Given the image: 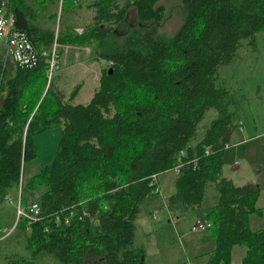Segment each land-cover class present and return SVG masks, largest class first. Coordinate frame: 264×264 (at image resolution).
<instances>
[{
    "label": "trees",
    "instance_id": "obj_1",
    "mask_svg": "<svg viewBox=\"0 0 264 264\" xmlns=\"http://www.w3.org/2000/svg\"><path fill=\"white\" fill-rule=\"evenodd\" d=\"M56 2L0 0L35 53L21 65L0 55V228L4 218L12 222L15 212L1 211L13 206L8 197L18 185L22 202L40 210L29 226L22 218L14 228L30 257L13 255L8 263L39 264L47 255L61 264H144L145 249L135 242L140 204L177 167L165 197L170 215L199 207L208 186L217 190L205 213L215 239L205 264H230L235 245L246 248L241 264H264V227L249 224L251 214H262L261 188L221 173L238 115L218 82L219 67L243 40L253 45L264 31V0H181V21L170 34L158 30L160 0L90 1L92 23L82 33L66 26L56 34L59 56L70 44L90 45L106 62L86 103L71 102L79 83L64 99L47 77V57L37 55L53 44L54 29L42 21L55 20ZM80 5L63 0V7ZM132 9L137 23L116 35ZM209 108L217 115L192 144ZM53 127L60 128L53 157L24 182L23 165L37 156L35 135Z\"/></svg>",
    "mask_w": 264,
    "mask_h": 264
},
{
    "label": "rangeland",
    "instance_id": "obj_2",
    "mask_svg": "<svg viewBox=\"0 0 264 264\" xmlns=\"http://www.w3.org/2000/svg\"><path fill=\"white\" fill-rule=\"evenodd\" d=\"M81 3L80 6L63 7V0H57L54 6L56 18L54 21H42L43 25L54 29L58 34L60 28L70 27L76 33H82L84 28L92 23L94 13L93 7L87 5L91 3L87 0H74ZM124 0H119L123 2ZM165 6L163 19L158 24V30L165 34L173 33L178 27L181 19V0H160ZM134 10H129L123 23L114 27L116 35L122 34L129 27L136 24ZM60 47V46H59ZM59 49V48H58ZM0 55L4 56L6 61H15L10 58L11 53L8 51L5 40L0 44ZM100 63L105 66L104 59L95 55L90 45L77 46L69 45L62 48L61 55L58 57V63L50 76V80L64 93V99H68L69 93L76 84H80L77 94L74 96L72 103H86L92 96L94 88L98 84V77L101 69ZM48 74V72H47ZM218 82L223 84L230 91L232 100L231 107L237 112L238 120L236 126L237 138L230 139V147L224 151V161L221 173H229L233 182L236 184L245 178V182L251 177L258 176L263 172L264 162H261L256 169L257 161H253L249 171H240L247 165L245 159L246 150H256V143L264 142V31L256 34V42L250 45L243 40L242 45L237 49L234 58L227 64H222L218 69ZM217 115L215 108L206 110L203 119L200 121L195 137L191 143L197 142L204 128L209 124L210 120ZM242 126L244 130L242 132ZM254 135V136H252ZM60 136V128L53 127L35 135V144L37 147V156L27 160L22 168V179L27 181L28 178L38 171L40 167L49 162L55 153L58 139ZM252 136V138H248ZM177 168V167H176ZM258 170V171H257ZM168 171L161 174L160 191L158 194L150 196L147 201H155L150 204H143V213L145 215L146 226L139 230L137 224L136 244L143 246L148 251L151 250L153 242H157L156 250L149 253L146 264H200V260H195L192 254H189L187 247L195 239L201 230H192L191 224L196 221V217L200 221H205L203 210L217 200V190L214 186H208L205 189L203 202L200 207L194 208L195 213L188 211L187 215L176 221H180V229L175 230L169 218H166V210L164 209V196L174 190V173ZM241 184V183H240ZM25 186V185H23ZM261 199L260 204L264 205V184L260 183ZM172 190V191H171ZM22 186L19 185L13 191L14 199L19 197L21 200ZM27 191L23 188V193ZM33 195L37 191L31 192ZM15 206H11L2 212V216L6 213H14ZM16 211V210H15ZM155 213L154 215L152 213ZM15 217V214H13ZM192 215H195L192 217ZM254 219L260 226L264 225V207L262 214H252ZM152 216H155L153 218ZM12 222L5 227L8 231L13 226ZM172 220V219H171ZM5 218L1 227L5 226ZM139 225H141L139 223ZM255 223H251L254 227ZM3 230V229H2ZM15 229L9 233L0 236V264L8 263V257L13 255H23L30 257L29 253L24 249V240L22 235H15ZM210 234L209 226L203 231ZM146 252V251H145ZM39 264H61L50 256L42 255L37 257ZM145 262V261H144ZM83 264H91L90 259H85ZM233 264H241L238 254L234 255Z\"/></svg>",
    "mask_w": 264,
    "mask_h": 264
},
{
    "label": "crops",
    "instance_id": "obj_3",
    "mask_svg": "<svg viewBox=\"0 0 264 264\" xmlns=\"http://www.w3.org/2000/svg\"><path fill=\"white\" fill-rule=\"evenodd\" d=\"M104 67V65H103V63L101 64L100 63V66H99V69H102ZM55 83V82H54ZM56 85V84H55ZM243 130H244V126H242V132H243ZM233 138H237V136H236V131L234 130L233 131ZM252 136H254V135H252ZM252 136H248V138H252ZM256 145H257V147H256V150H246L245 151V159H246V162H247V165L245 166V167H243L240 171H242V173L243 172H246V171H249V169H250V165L252 164V162L253 161H257V165H256V169L258 168V166L259 165H261L262 166V164H261V162H264V142H262V143H256ZM223 170V169H222ZM258 171V170H257ZM223 175V174H222ZM230 176V174L229 173H225L224 172V176ZM246 182H253V183H256V184H258V185H260V183L263 185L264 184V169H263V172L260 174V175H258V176H255V178L254 177H251L249 180H247ZM245 182V178H242V180L240 181V182H238V183H236V184H244V183H246ZM159 188H160V183H159ZM206 189V188H205ZM159 191H160V189H159ZM172 191V190H171ZM171 193V192H170ZM169 193V194H170ZM204 193H205V190H204ZM261 191H260V194H259V197H258V199H257V205L258 206H260L261 208H262V212H263V207H264V205L262 206L261 204H260V199H261ZM165 197H166V195L164 196V198H163V200H164V203H165ZM217 197H218V195H217ZM148 198H150V197H147V198H145L143 201H142V203L140 204V210H139V213H138V215H137V217H136V219H135V223H136V229H137V224H138V226H139V230L143 227V226H146V218H145V215H142L141 216V214L143 213V208H142V206H143V204H144V202H145V204H150V203H152L153 201H147V199ZM217 201V200H216ZM32 202V201H31ZM29 203V202H28ZM154 204H155V201L153 202ZM215 203V202H214ZM213 203V204H214ZM213 204H211V205H213ZM211 205H209L207 208H205L204 210H203V214H205L206 213V211H207V209L211 206ZM8 206L9 207H11L10 205H7L6 207H5V209H7L8 208ZM201 206V205H200ZM199 206V207H200ZM198 208V207H197ZM4 209V210H5ZM164 209L166 210V218H169V222L170 223H172V225L174 226V229L175 230H179L181 227V223H180V221H176V220H178V219H180V217L178 218V217H176V216H174V215H170V213H169V211H168V209H167V207H166V205H164ZM3 210V211H4ZM3 211H1V214H2V212ZM190 211H192L193 213H195L194 212V210H190ZM188 212V211H187ZM186 212V214L185 215H187L188 213ZM153 215L155 214L154 212L152 213ZM11 215H12V213H11ZM184 215V216H185ZM183 216V217H184ZM193 216H195V215H192V217ZM205 216V215H204ZM254 215H250V218H249V224H250V227H251V223L252 222H254L255 223V225H254V227H251L252 229H256V228H262V227H264V225H262V226H260L261 224H258L256 221H255V219H254V217H253ZM12 217V216H11ZM13 217H14V215H13ZM153 218H155V216H152ZM182 218V217H181ZM172 219V220H171ZM197 219H199L198 217H196V220ZM13 220V219H12ZM139 223L141 224V225H139ZM192 225V224H191ZM190 225V226H191ZM7 225H5V226H3V227H1L0 228V230L2 231V229H4L5 227H6ZM147 227V226H146ZM202 232L201 233H199L197 236H195V239L189 244V246L187 247V249H189V250H187V251H189L188 253L189 254H192L194 257H195V260H200V264H205L206 263V261H207V257H208V252L209 251H211L212 249H213V247H214V245H215V239H214V237L213 236H211L210 234H205L203 231H205L206 229H200ZM135 237H136V234H135ZM136 242V241H135ZM138 245V244H137ZM156 246H157V242L155 241V242H153V246H152V248H151V250L150 251H148L146 248H145V262H144V264H146L147 263V257H148V255H149V253L151 252V251H153V250H156ZM245 250H246V248H245V246H242V245H235V246H233L232 247V250H231V262H230V264H233V260H234V255H235V252H236V254H238L239 255V257H240V260H241V258L243 257V255L245 254ZM150 264H152V263H150ZM196 264V263H195Z\"/></svg>",
    "mask_w": 264,
    "mask_h": 264
},
{
    "label": "bare ground",
    "instance_id": "obj_4",
    "mask_svg": "<svg viewBox=\"0 0 264 264\" xmlns=\"http://www.w3.org/2000/svg\"><path fill=\"white\" fill-rule=\"evenodd\" d=\"M87 1H93V0H87ZM13 21H14L13 13L6 11L2 4L0 6V44L3 40H5L7 49L11 53L13 59L21 65L22 63L31 61V59L35 57V53L32 50L31 46H29L27 39L25 38V35L23 34V32L15 28ZM56 38L57 37L55 34L53 44L49 48L42 47L40 49H37V55L39 56L43 55L47 57V60H48L47 77L48 79L50 78L51 74L53 73L58 63L59 55L57 54V51L59 50L58 48L60 44L58 43ZM228 146H230L229 143L226 144V147ZM176 169L178 168L175 167L174 170L176 171ZM153 179H155L156 182H158V175H154ZM12 195L15 197V194L12 193ZM14 197H13V201H16ZM20 204L23 206H27V212L29 213L31 218L29 220L25 217H18L16 219V211L14 210L15 218H14L13 226L17 225L18 221L22 218L28 221L27 225L29 226L30 223L38 219V214L40 211L39 206L36 202H33V201L26 203V204L22 202ZM13 207H14V204H13ZM65 220L67 221V219ZM14 228L15 227H12L8 231L4 228L2 231H4V233H9Z\"/></svg>",
    "mask_w": 264,
    "mask_h": 264
},
{
    "label": "built area",
    "instance_id": "obj_5",
    "mask_svg": "<svg viewBox=\"0 0 264 264\" xmlns=\"http://www.w3.org/2000/svg\"><path fill=\"white\" fill-rule=\"evenodd\" d=\"M8 202L14 204L15 210H16V219L18 217H25L28 220L31 218L29 213L27 212V206H23L20 204L19 197L16 199V201H13L12 197H8ZM209 223L205 221H200L197 219L192 225V230H200V229H206L208 227Z\"/></svg>",
    "mask_w": 264,
    "mask_h": 264
}]
</instances>
